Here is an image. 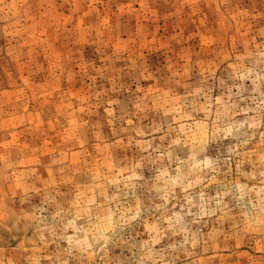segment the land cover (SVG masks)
Returning <instances> with one entry per match:
<instances>
[{"label": "rangeland", "instance_id": "374dc122", "mask_svg": "<svg viewBox=\"0 0 264 264\" xmlns=\"http://www.w3.org/2000/svg\"><path fill=\"white\" fill-rule=\"evenodd\" d=\"M0 264H264V0H0Z\"/></svg>", "mask_w": 264, "mask_h": 264}]
</instances>
